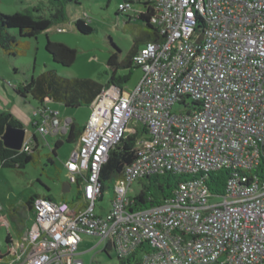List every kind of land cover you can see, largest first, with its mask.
<instances>
[{"label": "built area", "instance_id": "1", "mask_svg": "<svg viewBox=\"0 0 264 264\" xmlns=\"http://www.w3.org/2000/svg\"><path fill=\"white\" fill-rule=\"evenodd\" d=\"M150 1L163 39L133 56L142 77L129 95L111 84L95 97L64 162L68 181L81 179V199L37 198L30 227L8 234L0 264H84L83 235L120 258L144 246L141 264H264V0ZM47 101L33 109L36 131L66 133ZM130 134L139 135L136 158L101 216V168ZM32 141L26 132L22 149ZM220 170L228 171L222 194L207 184ZM167 172L189 177L162 203L131 210L132 186ZM0 226L10 228L8 215Z\"/></svg>", "mask_w": 264, "mask_h": 264}, {"label": "rangeland", "instance_id": "2", "mask_svg": "<svg viewBox=\"0 0 264 264\" xmlns=\"http://www.w3.org/2000/svg\"><path fill=\"white\" fill-rule=\"evenodd\" d=\"M40 0H0V12L12 14L23 11L37 5ZM123 0H78L67 6L70 21L52 26L47 31L32 38H21L17 29L9 32L20 40L28 43L24 46V52L15 55H7L0 47V112H10L19 119L27 129V134L33 132L32 110L37 106V102L30 96L24 98L18 94L14 87L23 85L32 76H38L47 70H54L59 75L67 78H91L101 83H106L110 76L116 77L131 74L129 80L121 85L123 93L129 95L138 85L142 70L139 67L123 68L108 65V59L115 51L113 44L121 50V59L125 58L129 50L134 45L138 30L144 28L141 20H129V16L135 17L138 10H142L140 3H133L127 13H119V6ZM200 15L203 16L201 10ZM82 18L96 31L92 34H82L79 32L74 21ZM48 38L52 41H60L77 51L74 63L69 67L55 63L51 55L46 50ZM113 43V44H112ZM141 44V43H140ZM142 46V45H140ZM22 48V47H21ZM190 103L191 100L188 99ZM59 107V106H58ZM62 109V124L66 117L74 120L78 126L82 127L91 112L90 106ZM60 109V110H61ZM183 105L176 104L173 107L175 112H181ZM60 116V115H59ZM66 116V117H65ZM65 117V118H64ZM39 136L40 161L29 163L21 170H13L0 167V204L2 206L1 215H8L10 228L0 226V250L5 253L9 244L6 241L10 233L14 237H19L22 228L30 227L33 217L25 206V201L30 195H48L50 200L60 201L62 199L73 201L78 195L76 182L71 184L68 192L63 191L67 182L64 173L66 171L64 162L70 156L75 147L74 143L63 140V146L55 159V164L48 162L44 156L51 152L56 135ZM140 191V184L132 186V194ZM114 197V189L106 191L102 199L96 202V212L101 216H106L111 207ZM222 198L210 199L211 203L220 202ZM16 209V212H11ZM15 214V215H14ZM105 243L98 239L83 235V240L79 246V257L84 264H120V259L115 249L110 247L104 250Z\"/></svg>", "mask_w": 264, "mask_h": 264}, {"label": "trees", "instance_id": "3", "mask_svg": "<svg viewBox=\"0 0 264 264\" xmlns=\"http://www.w3.org/2000/svg\"><path fill=\"white\" fill-rule=\"evenodd\" d=\"M73 2H78V0H40L37 5L26 8L23 11H17L12 14H3L0 12V47L9 56L17 54V50L19 53L24 52V46H27L28 43L25 42V44H23L24 42H20V40L9 31L11 29H17L21 38L36 37L52 26L69 22L70 16L67 12V6ZM123 3H128L131 6L133 3H140L143 6V9L138 11L134 18L131 16L128 18L134 21L141 20L144 23V28L138 30L137 37L134 39V45L125 58L121 59L119 55L121 50L112 43L115 51H113L112 55L109 57L108 65L111 67L116 66L115 69L118 66L123 68L135 66L133 63V56L137 53L140 43L147 44L151 41L157 42L163 39L157 25L152 21L156 13V7L153 2L150 0H123ZM118 12L122 14L127 13V11H123L120 6ZM74 25L82 34H92L96 31L82 18L76 19ZM46 50L51 55L53 61L63 67L71 66L76 59L77 51L60 41H52L48 38ZM130 75L129 73L116 77L112 74L106 83H101L91 78H67L59 75L54 70H47L38 76H32L31 79L26 81L23 85L14 87V90L24 98L30 96L37 104L43 103L47 99H52L63 103L68 108H77L81 106H90L100 91L110 84H116L121 87L122 84L129 80ZM7 125L24 127L22 122L10 112H0V167L21 170L29 163L39 162L41 155L38 134L40 133L36 131L35 124H32L33 141L30 151H25L24 149L14 150L5 147L2 141V135ZM81 132L82 129L80 126L70 122L67 132L56 135L58 138L55 140L51 152L44 155L48 162L55 164L54 157L58 155L60 148L63 146V140L68 143H73L79 138ZM144 133L145 131L142 130L141 134ZM45 136L46 135L43 137ZM138 137V134L127 135L110 150L109 157L103 164L100 174L103 196L106 191L114 189L116 182L122 178L125 166L131 164L135 160ZM64 175L67 178L65 173ZM188 177V175L173 172L149 176L142 181L141 189L139 193L133 197L129 208L131 210H143L162 203L169 198L173 194L174 189ZM262 177L264 178V172ZM227 178V170L213 172L208 176L207 184L211 190L222 194ZM80 183L81 179L76 182L79 190L76 199L73 201L80 200L82 197ZM42 196L49 198L48 195H30L25 201L27 210L32 211L35 200ZM103 196L100 199H102ZM6 240L8 242V236ZM110 247L112 246L107 244L104 250L106 251ZM143 250L144 246L125 258L119 257L120 264H141Z\"/></svg>", "mask_w": 264, "mask_h": 264}, {"label": "water", "instance_id": "4", "mask_svg": "<svg viewBox=\"0 0 264 264\" xmlns=\"http://www.w3.org/2000/svg\"><path fill=\"white\" fill-rule=\"evenodd\" d=\"M26 132L27 129L25 127H15L12 125H7L5 128V132L2 135V141L5 147L14 150H21L26 136ZM70 189L71 182L67 181L63 187V191L68 192Z\"/></svg>", "mask_w": 264, "mask_h": 264}, {"label": "crops", "instance_id": "5", "mask_svg": "<svg viewBox=\"0 0 264 264\" xmlns=\"http://www.w3.org/2000/svg\"><path fill=\"white\" fill-rule=\"evenodd\" d=\"M138 11H140V10H138ZM140 45H142V46H140ZM146 44H139L138 45V49H140L141 47H143V46H145ZM47 104L50 106V107H52L53 109H55V110H57V111H59V115H60V119H61V121H62V109L60 108V107H63V110L64 111H67L69 108L68 107H66L63 103H61V102H57V101H54V100H48L47 101ZM37 105H39V104H37ZM91 105V104H90ZM59 106V107H58ZM61 109V110H60ZM66 117V116H65ZM64 117V118H65ZM66 119V121H65V123H67V121H68V124L70 123V122H72V123H75L77 126H78V124L74 121V120H72L71 118H68V117H66L65 118ZM64 123V124H65ZM33 124V116H32V121H31V125ZM84 126H85V124L82 126V127H80L81 129H83L84 128ZM77 141H78V139L75 141V142H73L75 145L77 144ZM65 174H66V176H67V171H65ZM68 178V177H67ZM67 181H68V179H67ZM81 189V188H80ZM10 210H11V212H16V209H12V207H10ZM31 212V211H30ZM31 214H32V212H31ZM9 215V214H8ZM15 215V214H14ZM32 217H33V214H32ZM28 228V227H27ZM27 228H25V229H23L22 228V230H21V234H23L25 231H26V229ZM20 234V235H21Z\"/></svg>", "mask_w": 264, "mask_h": 264}]
</instances>
